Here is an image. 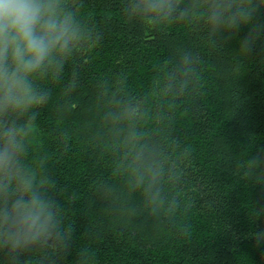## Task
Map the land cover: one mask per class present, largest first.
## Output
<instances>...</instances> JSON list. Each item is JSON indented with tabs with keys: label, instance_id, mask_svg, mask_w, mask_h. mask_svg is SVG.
<instances>
[{
	"label": "trees",
	"instance_id": "obj_1",
	"mask_svg": "<svg viewBox=\"0 0 264 264\" xmlns=\"http://www.w3.org/2000/svg\"><path fill=\"white\" fill-rule=\"evenodd\" d=\"M71 3L91 39L57 79L37 81L49 99L27 157L54 182L68 247L34 249L24 264H264V30L246 49L250 26L153 27L129 19L124 0ZM114 95L139 102L178 174L155 211L112 172Z\"/></svg>",
	"mask_w": 264,
	"mask_h": 264
},
{
	"label": "clouds",
	"instance_id": "obj_2",
	"mask_svg": "<svg viewBox=\"0 0 264 264\" xmlns=\"http://www.w3.org/2000/svg\"><path fill=\"white\" fill-rule=\"evenodd\" d=\"M262 4L264 0H124L123 11L129 19L153 27L198 19L212 33L250 26L243 41L247 49L264 30L254 23ZM90 39L71 0H0V253L6 257L4 264H24V254L37 248L68 247L59 207L49 195L54 182L27 157L36 110L49 99L37 81L46 76L57 79L68 59L83 51ZM171 89L169 81L161 91ZM145 116L139 102L114 95L104 123L115 154L113 174L155 211L164 203V189L178 174L148 139Z\"/></svg>",
	"mask_w": 264,
	"mask_h": 264
}]
</instances>
